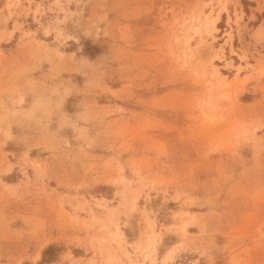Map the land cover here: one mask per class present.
Returning a JSON list of instances; mask_svg holds the SVG:
<instances>
[{"label":"rangeland","instance_id":"obj_1","mask_svg":"<svg viewBox=\"0 0 264 264\" xmlns=\"http://www.w3.org/2000/svg\"><path fill=\"white\" fill-rule=\"evenodd\" d=\"M262 5L0 0V264H264Z\"/></svg>","mask_w":264,"mask_h":264},{"label":"crops","instance_id":"obj_2","mask_svg":"<svg viewBox=\"0 0 264 264\" xmlns=\"http://www.w3.org/2000/svg\"><path fill=\"white\" fill-rule=\"evenodd\" d=\"M261 1H262V4H263L262 8L264 9V1L263 0H261ZM259 6H261L260 3H259Z\"/></svg>","mask_w":264,"mask_h":264}]
</instances>
